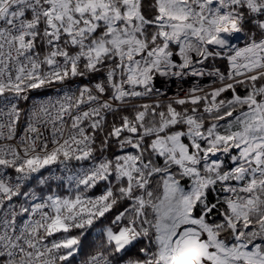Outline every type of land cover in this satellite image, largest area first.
<instances>
[{
    "label": "snow or ice",
    "instance_id": "snow-or-ice-1",
    "mask_svg": "<svg viewBox=\"0 0 264 264\" xmlns=\"http://www.w3.org/2000/svg\"><path fill=\"white\" fill-rule=\"evenodd\" d=\"M0 264H264V0H0Z\"/></svg>",
    "mask_w": 264,
    "mask_h": 264
},
{
    "label": "trees",
    "instance_id": "trees-1",
    "mask_svg": "<svg viewBox=\"0 0 264 264\" xmlns=\"http://www.w3.org/2000/svg\"><path fill=\"white\" fill-rule=\"evenodd\" d=\"M86 251H87V249H86Z\"/></svg>",
    "mask_w": 264,
    "mask_h": 264
}]
</instances>
